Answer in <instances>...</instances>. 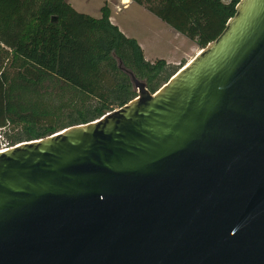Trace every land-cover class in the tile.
Segmentation results:
<instances>
[{
  "label": "water",
  "instance_id": "obj_1",
  "mask_svg": "<svg viewBox=\"0 0 264 264\" xmlns=\"http://www.w3.org/2000/svg\"><path fill=\"white\" fill-rule=\"evenodd\" d=\"M0 152V264H264V0L156 94Z\"/></svg>",
  "mask_w": 264,
  "mask_h": 264
},
{
  "label": "trees",
  "instance_id": "obj_2",
  "mask_svg": "<svg viewBox=\"0 0 264 264\" xmlns=\"http://www.w3.org/2000/svg\"><path fill=\"white\" fill-rule=\"evenodd\" d=\"M194 42L215 41L240 0H131ZM68 0H0V129L7 148L100 120L137 98L129 72L156 94L188 63L149 62L139 42Z\"/></svg>",
  "mask_w": 264,
  "mask_h": 264
},
{
  "label": "rangeland",
  "instance_id": "obj_3",
  "mask_svg": "<svg viewBox=\"0 0 264 264\" xmlns=\"http://www.w3.org/2000/svg\"><path fill=\"white\" fill-rule=\"evenodd\" d=\"M75 10L94 18L101 17V8L106 0H68ZM112 17L120 30L130 38L136 39L143 46L144 54L149 62L158 59H182L200 49L194 42L176 32L170 26L152 15L136 3L130 4L119 13L113 4Z\"/></svg>",
  "mask_w": 264,
  "mask_h": 264
},
{
  "label": "crops",
  "instance_id": "obj_4",
  "mask_svg": "<svg viewBox=\"0 0 264 264\" xmlns=\"http://www.w3.org/2000/svg\"><path fill=\"white\" fill-rule=\"evenodd\" d=\"M123 0H106V2H107V4H108V6H109V4H113V6H114V8H115V10H116V12L115 13H119V12H117V6H120L121 5V3H123L122 2ZM70 2V1H69ZM130 4H133V2L130 0V3L128 4H126V8H127V6L128 5H130ZM109 8H110V10H111V22L113 23V24H115V22H114V20H113V17H112V8L109 6ZM125 8V9H126ZM116 25V24H115ZM120 29V28H119ZM127 36V35H126ZM128 37V36H127ZM141 47H143V46H141ZM200 52V49H198L194 54H192V55H189V56H187V57H183L182 59H180V58H178V59H173V60H166L169 64H173V65H180L182 62H187V63H189L190 61H192L194 58H195V56L198 54Z\"/></svg>",
  "mask_w": 264,
  "mask_h": 264
},
{
  "label": "built area",
  "instance_id": "obj_5",
  "mask_svg": "<svg viewBox=\"0 0 264 264\" xmlns=\"http://www.w3.org/2000/svg\"><path fill=\"white\" fill-rule=\"evenodd\" d=\"M223 2L230 3V2H232V0H223ZM124 8H126V4L121 3V5L117 6L116 9H117V12H121ZM0 133H1V129H0ZM2 140H3V138H2V135L0 134V141H2ZM5 150H7V147L5 144H2V149L0 151H5Z\"/></svg>",
  "mask_w": 264,
  "mask_h": 264
},
{
  "label": "bare ground",
  "instance_id": "obj_6",
  "mask_svg": "<svg viewBox=\"0 0 264 264\" xmlns=\"http://www.w3.org/2000/svg\"><path fill=\"white\" fill-rule=\"evenodd\" d=\"M122 2H123L124 4H127V3L129 4V3H130V0H123ZM185 67H186V66H185Z\"/></svg>",
  "mask_w": 264,
  "mask_h": 264
},
{
  "label": "clouds",
  "instance_id": "obj_7",
  "mask_svg": "<svg viewBox=\"0 0 264 264\" xmlns=\"http://www.w3.org/2000/svg\"><path fill=\"white\" fill-rule=\"evenodd\" d=\"M8 150V149H7ZM6 151V150H5ZM0 152H4V151H0Z\"/></svg>",
  "mask_w": 264,
  "mask_h": 264
}]
</instances>
